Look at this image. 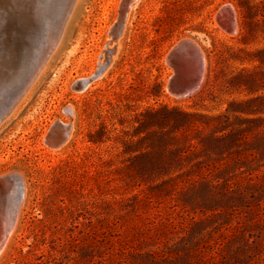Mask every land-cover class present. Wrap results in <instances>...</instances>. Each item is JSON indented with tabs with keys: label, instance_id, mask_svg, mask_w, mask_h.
Returning <instances> with one entry per match:
<instances>
[{
	"label": "rangeland",
	"instance_id": "rangeland-1",
	"mask_svg": "<svg viewBox=\"0 0 264 264\" xmlns=\"http://www.w3.org/2000/svg\"><path fill=\"white\" fill-rule=\"evenodd\" d=\"M122 2L75 0L0 123V177L24 185L0 264H264V0H134L75 89ZM186 39L202 60L175 94ZM57 122L70 135L51 149Z\"/></svg>",
	"mask_w": 264,
	"mask_h": 264
},
{
	"label": "water",
	"instance_id": "water-1",
	"mask_svg": "<svg viewBox=\"0 0 264 264\" xmlns=\"http://www.w3.org/2000/svg\"><path fill=\"white\" fill-rule=\"evenodd\" d=\"M133 1L123 0L121 3L117 22L109 32L111 39L103 52V63L90 79L77 83V88L86 87L109 65L115 51L112 44L123 30ZM74 2L75 0H59L57 5L53 3L54 10L59 7L57 12L52 13L39 0H0V123L25 95L55 50ZM193 53L198 58L202 57L196 43L186 39L176 44L167 57V62L175 68L169 84V89L175 94H185L196 84L197 80L193 77L182 83L176 69L178 59L188 58ZM199 71L198 66L197 73ZM23 191V179L19 174L10 173L0 177V215L3 211H8L4 212L5 218L0 216V224L2 222L4 226L0 233V250L14 226Z\"/></svg>",
	"mask_w": 264,
	"mask_h": 264
},
{
	"label": "bare ground",
	"instance_id": "bare-ground-1",
	"mask_svg": "<svg viewBox=\"0 0 264 264\" xmlns=\"http://www.w3.org/2000/svg\"><path fill=\"white\" fill-rule=\"evenodd\" d=\"M39 1H40L41 5L46 6V8L49 7L53 11L52 13L57 12V10L59 8L57 6L56 9L54 10V4H53V3H55V5H57L56 2L59 0H39ZM50 9L48 11H50ZM109 32H110V30H109ZM109 38H110V36H109ZM110 39H109V41H110ZM187 57L188 58L178 59L176 62V69H177V72L179 75V80L182 83L188 82L192 77H194L196 75L195 74L196 73L195 72L196 71L195 66H197V63L201 62V60H202V57L198 58V56L194 53L191 54L190 56H187ZM101 59H104L103 55H101ZM99 62L101 63V61H99ZM99 66H100V64L98 65V67ZM95 70H96V68H94V70L92 69V71L90 72V74L92 76L96 72ZM74 88L79 89V88H77V83L74 85ZM57 124L58 125L56 127L52 126V128L50 129V131L48 133V135H50L49 136L50 139L48 140L47 137L45 139L46 143L48 144V147H50L51 149L60 147L70 135L71 127L69 124H63V123H57ZM4 212H8V211H3L1 213L2 215H0L1 218H5L4 216H6V213H4ZM2 224L3 223L1 222L0 233L4 227Z\"/></svg>",
	"mask_w": 264,
	"mask_h": 264
}]
</instances>
